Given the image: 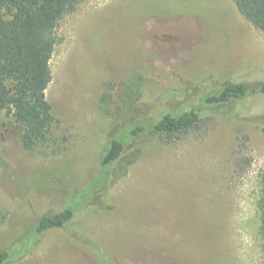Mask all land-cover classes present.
<instances>
[{
  "label": "rangeland",
  "instance_id": "rangeland-1",
  "mask_svg": "<svg viewBox=\"0 0 264 264\" xmlns=\"http://www.w3.org/2000/svg\"><path fill=\"white\" fill-rule=\"evenodd\" d=\"M56 38L48 144L25 150L21 126L0 114L7 264H264V95L205 109L188 132L153 130L227 83L264 82V33L233 0H86ZM114 139L125 151L102 183ZM66 209L69 228L36 235Z\"/></svg>",
  "mask_w": 264,
  "mask_h": 264
},
{
  "label": "trees",
  "instance_id": "trees-1",
  "mask_svg": "<svg viewBox=\"0 0 264 264\" xmlns=\"http://www.w3.org/2000/svg\"><path fill=\"white\" fill-rule=\"evenodd\" d=\"M86 0H0V114H12L23 129L22 145L27 151L48 144L55 122L53 105L47 99V89L52 82L51 60L57 44L56 31L60 21L74 12ZM239 13L256 29L264 33V0H233ZM8 11L11 19L7 20ZM252 92L264 95V82L254 87L244 82H231L204 97L198 108L173 116L165 114L153 124L161 135L188 132L203 120V112H216L245 102ZM240 110L239 107L235 108ZM208 113V112H207ZM144 128L130 131L132 136ZM125 148L119 139L111 141L101 161L105 173L119 161ZM103 173V174H104ZM260 237L264 252V172L260 197ZM74 220V211L66 209L54 216L42 217L36 226V235L44 236L56 228L67 229ZM71 231V230H70ZM69 231V232H70ZM93 244L94 251H99ZM12 259L10 251L0 252V264Z\"/></svg>",
  "mask_w": 264,
  "mask_h": 264
}]
</instances>
